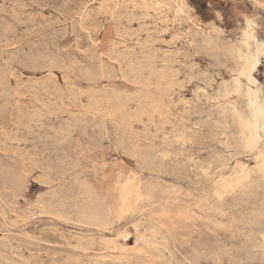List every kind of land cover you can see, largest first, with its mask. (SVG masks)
I'll list each match as a JSON object with an SVG mask.
<instances>
[{
    "label": "rangeland",
    "instance_id": "obj_1",
    "mask_svg": "<svg viewBox=\"0 0 264 264\" xmlns=\"http://www.w3.org/2000/svg\"><path fill=\"white\" fill-rule=\"evenodd\" d=\"M144 1L0 0V264H264V0ZM247 19L260 147L235 156L213 98ZM239 160L217 199L201 168Z\"/></svg>",
    "mask_w": 264,
    "mask_h": 264
},
{
    "label": "bare ground",
    "instance_id": "obj_2",
    "mask_svg": "<svg viewBox=\"0 0 264 264\" xmlns=\"http://www.w3.org/2000/svg\"><path fill=\"white\" fill-rule=\"evenodd\" d=\"M144 1V0H142ZM101 2V1H100ZM104 2V1H103ZM145 2V1H144ZM131 3V2H130ZM175 4H186L184 0H176ZM157 5V4H156ZM163 5V4H162ZM171 5V4H170ZM172 6V5H171ZM153 7V6H151ZM87 8V7H86ZM154 8V7H153ZM103 9V8H102ZM151 9V8H150ZM167 9V8H166ZM90 10V9H89ZM88 10V11H89ZM141 10V9H140ZM186 10V9H185ZM87 11V10H86ZM149 11V10H148ZM147 11V12H148ZM154 11V10H153ZM92 12V11H91ZM155 12V11H154ZM87 13V12H86ZM183 13V12H182ZM131 14V13H130ZM178 14V13H177ZM116 16V14H115ZM148 16V15H146ZM149 19V18H148ZM167 19V18H166ZM92 20V19H91ZM168 20V19H167ZM179 20V19H178ZM181 20V19H180ZM179 20V21H180ZM185 20V19H184ZM166 21V20H165ZM183 21V19H182ZM174 25V24H173ZM158 27V26H157ZM181 27V26H180ZM84 28V27H83ZM217 28V27H216ZM219 29V28H218ZM215 30V29H213ZM217 30V29H216ZM221 30V29H220ZM220 32V31H219ZM133 33V32H132ZM150 33V32H149ZM213 33V32H212ZM215 33V32H214ZM218 33V32H217ZM221 33V32H220ZM127 34V33H126ZM121 35V34H120ZM149 35V34H148ZM161 35V34H160ZM219 35V34H218ZM210 36V35H209ZM135 37V36H134ZM176 37V36H175ZM213 37L214 40V36H210ZM241 37H242V41H241V48H237L235 46H231L229 49V53L232 54V57L234 56L236 61H237V68L235 69V75L232 76V78L230 80H224L221 81L219 88L217 93L215 94V98H213V100H216L217 105H218V109H219V115L223 116L222 119L225 118H229V122L230 120L232 121L235 132L231 135L230 137L226 136V140L224 141L225 144L227 142V144L229 143L228 147L229 149H232V151H234L235 153H233L235 156H240V155H244V156H252L256 151H259V136L256 134V126H257V120L255 118V116L253 114H250L249 112V106L246 104L244 106V102H238L236 101V98H240L241 95H243V90H244V81H251V71L254 70V68L257 67L258 63V57L256 55V51L257 48L259 47L258 42L256 41V32L253 29V25H252V21L250 19L246 20V28L242 31L241 33ZM121 38V37H120ZM150 38V37H149ZM177 38V37H176ZM199 38V37H198ZM124 38H122L123 40ZM209 39V38H208ZM207 39V40H208ZM173 40V39H172ZM210 40V39H209ZM192 41V40H191ZM159 42V41H158ZM122 43V42H121ZM146 43V42H145ZM148 43V42H147ZM206 44V43H205ZM215 44V43H214ZM146 45V44H145ZM153 45V43H152ZM166 45V44H165ZM210 45V44H209ZM230 45V44H229ZM228 45V46H229ZM234 45V44H233ZM187 46V45H186ZM227 46V45H226ZM118 47V46H117ZM141 47V46H140ZM203 47V46H202ZM224 47V45H223ZM264 47V46H263ZM111 48V47H110ZM157 48V47H156ZM199 49V48H198ZM207 49V48H206ZM228 49V48H227ZM157 52V50H156ZM171 52V51H170ZM148 54V53H147ZM153 54V53H152ZM163 54V53H162ZM145 56V55H143ZM154 56V55H153ZM158 56V55H157ZM172 56V55H171ZM176 56V55H175ZM231 56V55H229ZM233 57V58H234ZM157 58V57H156ZM137 60V59H136ZM142 61V60H141ZM51 62V61H50ZM139 62V61H138ZM52 63V62H51ZM130 63V62H129ZM151 63V62H150ZM191 65V64H190ZM193 66V64H192ZM195 66V65H194ZM200 66V65H199ZM188 67V66H187ZM150 68V67H149ZM102 69V68H101ZM144 69V68H143ZM196 69V68H195ZM200 69V68H199ZM172 72V71H171ZM137 73V72H136ZM152 73V72H151ZM158 73V72H157ZM170 73V72H169ZM211 74V73H210ZM218 74V73H217ZM156 75V73H155ZM194 75V74H193ZM186 76V75H185ZM121 77V76H120ZM154 77V76H153ZM204 77V76H203ZM212 77V76H210ZM126 78V77H124ZM186 78V77H185ZM199 78V77H198ZM171 79V78H170ZM201 79V78H200ZM204 79V78H203ZM162 80V79H161ZM209 80V79H208ZM148 82V81H146ZM205 82V81H204ZM206 83V82H205ZM163 84V83H161ZM215 84V83H214ZM160 85V84H159ZM151 86V85H150ZM171 86V85H170ZM165 89V88H164ZM173 90V89H172ZM167 91V90H166ZM202 91V90H201ZM200 91V92H201ZM205 91V90H204ZM203 91V92H204ZM214 91V90H213ZM147 92V91H146ZM162 92V90H161ZM209 92V91H208ZM106 93V92H105ZM108 93V92H107ZM177 93V92H176ZM137 94V93H136ZM202 94V93H201ZM206 94V92H205ZM204 94V95H205ZM107 95V94H106ZM135 95V94H134ZM209 95V93H208ZM207 95V96H208ZM213 95V94H212ZM246 97H250V93H246L245 94ZM149 96V95H148ZM147 96V97H148ZM214 96V95H213ZM211 97V95H210ZM254 97V96H252ZM104 98V97H103ZM172 98V97H171ZM207 98V97H205ZM119 99V98H118ZM135 99V98H134ZM210 99V98H209ZM208 99V100H209ZM136 100V99H135ZM144 100V98H143ZM170 100V99H169ZM207 100V101H208ZM131 101V100H130ZM141 101V100H140ZM204 101V100H203ZM210 101V100H209ZM212 101V100H211ZM250 101V100H249ZM143 102V101H141ZM183 102V101H182ZM255 102V101H254ZM105 103V102H104ZM145 104V103H144ZM178 104V103H177ZM201 104V103H200ZM255 104V103H254ZM120 105V104H119ZM150 105V104H149ZM264 105V104H263ZM122 106V105H121ZM125 106V105H124ZM140 106V105H139ZM251 106V105H250ZM150 107V106H149ZM152 107V106H151ZM197 107V106H196ZM147 108V107H146ZM167 108V107H166ZM205 108V107H204ZM251 108V107H250ZM155 109V108H154ZM206 109V108H205ZM136 110V109H135ZM151 110V109H150ZM119 111V110H118ZM130 111V110H129ZM149 111V110H147ZM189 111V110H188ZM158 112V111H157ZM215 112V111H214ZM213 112V114H214ZM97 113V112H96ZM122 113V112H121ZM137 113V112H136ZM142 113V112H141ZM144 113V112H143ZM156 113V112H155ZM171 113V112H170ZM187 113V111H186ZM257 113V111H256ZM117 114V113H116ZM208 114V113H207ZM132 115V114H131ZM144 115V114H143ZM146 115V113H145ZM171 115V114H170ZM129 116V115H128ZM159 116V115H158ZM263 116V115H261ZM138 117V116H137ZM145 117V116H144ZM149 117V116H148ZM130 118V117H129ZM154 118V117H153ZM152 118V119H153ZM217 118V117H216ZM106 119V118H105ZM136 119V118H135ZM204 119V118H203ZM167 120V119H166ZM188 120V119H187ZM137 121V120H136ZM223 121V120H222ZM168 122V121H167ZM224 122V121H223ZM161 123V122H160ZM164 124V123H163ZM162 124V125H163ZM182 124V123H181ZM203 124V123H202ZM226 124V123H225ZM228 124V123H227ZM161 125V124H160ZM198 125V124H197ZM223 125V124H222ZM218 126V125H217ZM119 127V126H118ZM178 127V126H177ZM230 127V125H229ZM205 128V127H204ZM211 128V127H210ZM224 128V127H223ZM227 128V125H226ZM225 128V129H226ZM264 128V125H263ZM175 129V128H174ZM177 129V128H176ZM175 129V130H176ZM179 129V128H178ZM201 129V128H200ZM260 129V128H258ZM257 129V130H258ZM185 130V129H184ZM263 130V129H262ZM203 131V130H202ZM209 131V130H208ZM207 131V132H208ZM233 131V130H232ZM188 132V131H186ZM258 132V131H257ZM183 133V132H182ZM181 133V134H182ZM229 133V132H228ZM227 133V134H228ZM180 134V133H179ZM186 134V133H185ZM184 134V136H182V142L185 143V137L186 135ZM224 134V133H223ZM199 135V134H198ZM189 136V135H188ZM222 137V135H221ZM224 137V135H223ZM177 138V137H176ZM190 138V137H189ZM225 138V137H224ZM231 141H230V139ZM262 138V137H261ZM188 139V138H187ZM192 139V138H191ZM220 139V138H219ZM179 140V138H178ZM177 140V141H178ZM206 141V140H205ZM181 142V141H180ZM187 142V141H186ZM182 143V144H183ZM222 143V142H221ZM181 144V143H180ZM197 144V143H196ZM224 144V143H222ZM224 144V145H225ZM185 145V144H183ZM225 147V146H224ZM226 148V147H225ZM228 149V150H229ZM226 150V149H224ZM140 153V152H139ZM228 153V151H227ZM135 154V153H134ZM141 155V154H140ZM151 155V154H150ZM231 155V154H230ZM233 155V157H234ZM138 156V155H137ZM153 156V155H152ZM193 157V156H192ZM167 158V157H166ZM217 158V157H216ZM245 158V157H244ZM152 159V158H151ZM212 159V158H211ZM229 159V158H228ZM176 160V159H175ZM141 161V160H140ZM204 161V160H203ZM142 162V161H141ZM174 162V161H173ZM210 162V161H209ZM201 163V162H200ZM255 165L253 166V172H263L264 173V152L263 154H261L259 157H256L255 159ZM142 164V163H141ZM150 164V162L148 163ZM203 165V164H202ZM201 165V166H202ZM230 165V164H229ZM195 166H197L195 164ZM200 167V166H199ZM5 168V167H4ZM166 168V167H165ZM201 168V167H200ZM226 168V167H225ZM3 169V168H2ZM167 169V168H166ZM198 169V168H196ZM227 169V168H226ZM251 167L247 164H245V162H243L242 160H239L237 162H235L234 166L232 167V171L231 173L225 174L228 175L227 177H225L224 175L221 176L222 174H220V177H215V174L211 173V167L209 165L204 166V168H201V172L202 174L206 177L209 178L210 180H213V196L216 197L217 199H221L226 195V194H230L238 189V188H242L245 184H246V188H247V183H249L250 179H251ZM157 170V169H156ZM213 171V170H212ZM222 171V170H220ZM219 171V172H220ZM3 172V170H2ZM5 172V171H4ZM214 172V171H213ZM225 172V170H224ZM7 174V173H6ZM5 174V175H6ZM53 178V177H52ZM196 178V177H195ZM201 179V178H200ZM16 180V179H15ZM6 181V180H5ZM14 181V180H13ZM17 181V180H16ZM49 181V180H48ZM54 181V180H53ZM206 181V180H205ZM253 181V180H252ZM9 182V181H8ZM251 182V181H250ZM47 183V182H46ZM52 183V182H49ZM207 183V182H206ZM53 184V183H52ZM51 184V185H52ZM55 184V183H54ZM80 184V183H79ZM3 185V184H2ZM18 185V183H17ZM23 185V184H21ZM49 185V184H48ZM250 185V184H248ZM83 186V185H82ZM85 186V185H84ZM25 187V186H24ZM23 187V188H24ZM80 187V186H79ZM250 187V186H249ZM91 188V187H90ZM250 190V189H249ZM18 192V191H17ZM16 192V193H17ZM246 192V191H245ZM250 192V191H249ZM15 193V192H14ZM74 193V192H73ZM87 193V192H86ZM254 193V192H253ZM75 194V193H74ZM236 194V193H235ZM84 195V193H83ZM256 195V194H255ZM3 196V195H2ZM1 196V197H2ZM19 197V196H18ZM56 197V195H55ZM69 197V196H68ZM245 197V196H244ZM88 198V197H87ZM80 199V198H79ZM82 199V198H81ZM80 199V200H81ZM5 200V199H3ZM18 200V199H17ZM96 200V199H95ZM71 201V200H70ZM77 201V200H76ZM90 201V200H89ZM81 202V201H80ZM98 202V201H97ZM246 202V201H245ZM15 204V202H14ZM70 204V203H69ZM100 204V203H99ZM54 205V204H53ZM62 205V204H61ZM102 205V204H101ZM63 207V205H62ZM96 207V206H95ZM48 208V207H47ZM50 208V207H49ZM101 208V207H99ZM54 209V208H53ZM49 210V209H48ZM84 210V209H83ZM80 211V210H79ZM86 211V210H85ZM99 211V210H98ZM56 213V212H54ZM92 213V211H91ZM94 213V212H93ZM96 213V212H95ZM94 213V214H95ZM98 213V212H97ZM96 213V214H97ZM53 214V213H52ZM101 214V213H100ZM103 215V214H102ZM59 216V215H58ZM94 216V215H93ZM92 216V217H93ZM80 217V216H79ZM91 217V218H92ZM98 217V216H97ZM89 218V216H88ZM108 218V217H107ZM111 219V218H110ZM79 220V219H78ZM80 221V220H79ZM107 221V220H106ZM110 222V221H109ZM82 223V222H81ZM85 223V222H84ZM97 223V222H96ZM106 224V222H105ZM95 225V224H94ZM107 225V224H106ZM108 226V225H107ZM138 226V225H137ZM141 226V225H140ZM58 232V231H57ZM89 232V231H88ZM138 232V231H137ZM151 233V232H150ZM61 235V234H60ZM64 239V238H63ZM70 240V239H68ZM78 242V241H77ZM84 242V241H83ZM83 248V247H82ZM112 250V249H111ZM84 251V250H83ZM69 259V258H68ZM109 259V258H108ZM118 260V259H117ZM71 261V260H69ZM78 261V260H77ZM42 262V261H41ZM56 263V262H54Z\"/></svg>",
    "mask_w": 264,
    "mask_h": 264
}]
</instances>
